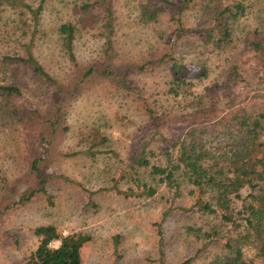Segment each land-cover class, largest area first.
Here are the masks:
<instances>
[{"label":"rangeland","instance_id":"obj_1","mask_svg":"<svg viewBox=\"0 0 264 264\" xmlns=\"http://www.w3.org/2000/svg\"><path fill=\"white\" fill-rule=\"evenodd\" d=\"M23 1L32 9L40 5V0ZM81 1L47 0L35 19L26 7L0 0V86L17 81L23 91L10 108L0 90V264H26L39 243L34 229L47 224L91 236L82 248V264H180L190 257L191 264H210L222 254L223 242H205L204 233L218 218L176 208L190 203L189 188L171 206L165 184L154 197L126 196L134 174L127 165L134 151L159 149L162 136L178 137L192 124L216 122L237 110L240 97L250 109L264 111V48L255 47L257 41L264 46V0H191L181 33L175 6L106 0L113 11L112 60L105 57L107 13L99 5V22L87 24L75 9ZM238 4L244 11L231 20V40L217 47L207 36L213 16ZM142 5L161 8L159 18L142 20ZM68 22L77 26L75 62L59 30ZM29 51L58 84L33 67L19 64L15 73L5 64L6 55ZM169 52L201 76L180 85ZM95 128L108 139L97 148L107 152L89 156L82 136ZM38 171L46 191L19 203L41 187ZM168 208L174 209L164 217ZM244 251L249 258L255 255L252 246Z\"/></svg>","mask_w":264,"mask_h":264},{"label":"trees","instance_id":"obj_2","mask_svg":"<svg viewBox=\"0 0 264 264\" xmlns=\"http://www.w3.org/2000/svg\"><path fill=\"white\" fill-rule=\"evenodd\" d=\"M6 1L14 6L26 7L36 19L47 0H40V5L36 9H32V6L23 0ZM160 1L176 7L177 32L185 30L182 17L191 0H182L180 3L171 0ZM106 4V0H85L76 4L75 9L86 16L87 20L84 18L82 20H86L87 24L99 22L95 19L101 15L97 11L99 8L102 7L101 9L107 13L108 19L102 25L107 39L105 57L112 60L115 56L112 40L113 11L109 4ZM160 9L142 5V20L156 21ZM243 11L242 4L235 7L226 5L216 10L213 25L207 35L214 45L221 47L231 40V20L237 18ZM89 14L92 18L88 17ZM59 30L69 59L72 62L77 61L74 52L76 24L64 23ZM255 47L258 51L263 50V42L257 41ZM167 58L171 61L177 76H181V79L178 77L180 85H184L189 78L201 76V73H192L194 69L176 60L171 52L167 54ZM3 59L15 73L20 69L19 64H24L33 67V71L46 81L58 84L31 51L27 56L6 55ZM92 71L93 69H90L85 76ZM0 90L8 96L7 104L10 108L23 94L17 81L0 86ZM239 100L242 104L237 110L229 111L216 122L192 124L178 137L162 136L159 149H148L145 146L138 152L134 151L130 156L129 166L127 165L134 174L133 186L126 196L154 197L158 194L159 187L165 184L170 192L167 202L171 206L189 188L190 203L176 208L218 218V223L204 233L205 242H223L222 254H217L219 258L212 259L210 264H264V111L250 109L249 101L245 102L244 97H240ZM14 112H17L16 108ZM150 112L153 113V110ZM49 120L50 126L54 127L55 123L51 119H47V122ZM44 140H47L46 136ZM82 141L87 143L84 153L89 156L107 152L105 149L97 148L106 144L108 139L96 128L89 135H83ZM37 167L38 160H35L34 168L37 170ZM38 177L41 187L22 195L19 203L32 200L38 191H46L44 186L46 180L39 171ZM118 192L124 191L118 189ZM173 209L168 208L164 211V217ZM188 230L197 229L189 227ZM34 234L39 238V243L29 255L26 264H82V248L91 240V236L84 233H64L54 224L38 226L34 229ZM55 241H59L60 244L53 246ZM119 243L120 237L117 235L114 239L115 252H118ZM203 246L206 244L203 243ZM246 246L255 248L253 258L246 256L244 251ZM193 259L194 257H190L180 264H191ZM163 264H166L165 260Z\"/></svg>","mask_w":264,"mask_h":264}]
</instances>
